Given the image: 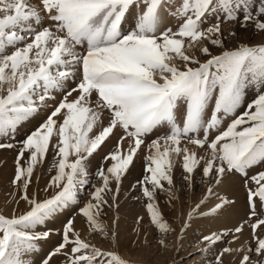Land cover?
Here are the masks:
<instances>
[{
	"label": "snow or ice",
	"instance_id": "obj_1",
	"mask_svg": "<svg viewBox=\"0 0 264 264\" xmlns=\"http://www.w3.org/2000/svg\"><path fill=\"white\" fill-rule=\"evenodd\" d=\"M0 153V264H264V0H0Z\"/></svg>",
	"mask_w": 264,
	"mask_h": 264
},
{
	"label": "rangeland",
	"instance_id": "obj_2",
	"mask_svg": "<svg viewBox=\"0 0 264 264\" xmlns=\"http://www.w3.org/2000/svg\"><path fill=\"white\" fill-rule=\"evenodd\" d=\"M31 127V124H25L24 125V127H23V129L21 130L22 132L23 131H25V130H27L28 128H30ZM3 153H0V155H2ZM8 156H9V159L11 158V154H7ZM140 170V165H139V163L137 164V167H136V169H135V171H139Z\"/></svg>",
	"mask_w": 264,
	"mask_h": 264
}]
</instances>
